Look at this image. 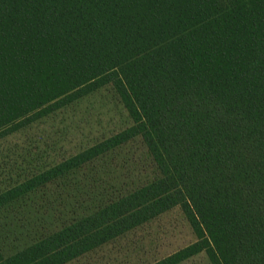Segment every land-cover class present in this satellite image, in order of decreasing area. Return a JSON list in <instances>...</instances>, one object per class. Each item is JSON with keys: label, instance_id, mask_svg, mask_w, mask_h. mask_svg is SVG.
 <instances>
[{"label": "trees", "instance_id": "obj_1", "mask_svg": "<svg viewBox=\"0 0 264 264\" xmlns=\"http://www.w3.org/2000/svg\"><path fill=\"white\" fill-rule=\"evenodd\" d=\"M110 86L130 124L0 181V208L137 137L154 174L4 256L65 264L177 207L204 252L264 264V0H0V141Z\"/></svg>", "mask_w": 264, "mask_h": 264}, {"label": "rangeland", "instance_id": "obj_2", "mask_svg": "<svg viewBox=\"0 0 264 264\" xmlns=\"http://www.w3.org/2000/svg\"><path fill=\"white\" fill-rule=\"evenodd\" d=\"M130 124L110 86L0 141V181L15 164L22 174L90 146ZM139 138L111 149L55 182L0 208V251L7 256L69 223L84 210L131 189L154 174ZM195 239L174 207L65 264H150ZM177 264H210L200 252Z\"/></svg>", "mask_w": 264, "mask_h": 264}]
</instances>
